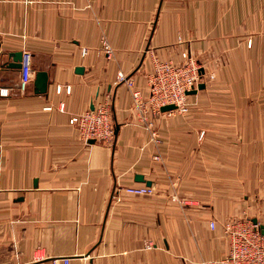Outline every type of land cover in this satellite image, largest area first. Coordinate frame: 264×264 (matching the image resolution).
<instances>
[{
  "label": "crops",
  "instance_id": "0c3cea01",
  "mask_svg": "<svg viewBox=\"0 0 264 264\" xmlns=\"http://www.w3.org/2000/svg\"><path fill=\"white\" fill-rule=\"evenodd\" d=\"M26 51L22 89L12 54ZM184 51L204 88L185 113L140 115L118 76L145 95L154 61ZM0 89V264H201L228 252L238 184L264 152V0H0ZM102 101L113 138L84 140L69 118ZM137 175L152 194L124 191L145 184Z\"/></svg>",
  "mask_w": 264,
  "mask_h": 264
},
{
  "label": "built area",
  "instance_id": "2783aa9c",
  "mask_svg": "<svg viewBox=\"0 0 264 264\" xmlns=\"http://www.w3.org/2000/svg\"><path fill=\"white\" fill-rule=\"evenodd\" d=\"M101 51L107 59L113 56L112 47L106 39L102 40ZM85 53V49H82L81 54ZM181 56L183 59L180 62L154 61L145 95L134 86L133 80L123 74L118 76L119 81L125 82L130 88L133 107L140 115L159 113L161 106L166 104H173L175 108L172 110L180 113L188 110L186 94L196 86L200 73L187 52H182ZM21 63L20 87L24 89L32 75L29 52L22 54ZM0 92L6 93V89H0ZM69 123L76 126L84 140L110 142L113 138L110 108L105 101L93 109L73 114ZM124 191L133 195H148L154 189L150 185L135 184L124 187ZM209 225L214 228L215 222L210 221ZM223 231L228 239V252L222 258L203 260L201 264H264V233L258 223L247 218L228 220L224 223ZM151 245V242L146 244L147 247ZM62 262L69 264L70 261L63 258Z\"/></svg>",
  "mask_w": 264,
  "mask_h": 264
},
{
  "label": "rangeland",
  "instance_id": "374dc122",
  "mask_svg": "<svg viewBox=\"0 0 264 264\" xmlns=\"http://www.w3.org/2000/svg\"><path fill=\"white\" fill-rule=\"evenodd\" d=\"M213 77L214 75H209V79H212ZM202 79V75L199 74L196 86L189 91L195 89L197 84L203 81ZM189 91L187 92L186 97L188 96ZM189 107L188 103V108ZM253 156L254 158H257V162L254 161L252 164V177L247 180L245 186L238 184L237 198L243 206L241 213H238V215L247 219H250V216H254L256 217L257 223L260 225V222L264 223V212L261 210V201L264 198V162H261V159L264 156V152L263 150L261 151L260 148H254Z\"/></svg>",
  "mask_w": 264,
  "mask_h": 264
},
{
  "label": "water",
  "instance_id": "95a60500",
  "mask_svg": "<svg viewBox=\"0 0 264 264\" xmlns=\"http://www.w3.org/2000/svg\"><path fill=\"white\" fill-rule=\"evenodd\" d=\"M13 55V64L11 65L14 68H21V60H22V52H15L12 54ZM78 70H81V68H78ZM47 82H48V75L47 72L44 70H37L34 73V79H33V86H34V92L35 93H44L46 92L47 89ZM204 88V83L199 82L197 84V87L189 93H195L197 90ZM93 108V105L91 106ZM175 106L173 104H166L161 106V111H166V110H172L174 109ZM136 180L143 181L146 185H150L151 182L149 180H146L143 178L141 175L136 176ZM255 223H257L256 219H253ZM260 230L262 233H264V226L260 224Z\"/></svg>",
  "mask_w": 264,
  "mask_h": 264
}]
</instances>
